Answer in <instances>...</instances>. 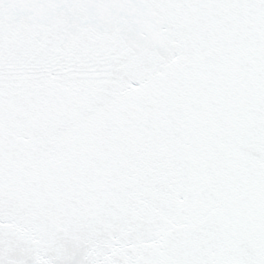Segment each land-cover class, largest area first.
<instances>
[{
    "label": "snow or ice",
    "instance_id": "6c2138e0",
    "mask_svg": "<svg viewBox=\"0 0 264 264\" xmlns=\"http://www.w3.org/2000/svg\"><path fill=\"white\" fill-rule=\"evenodd\" d=\"M0 264H264V0H0Z\"/></svg>",
    "mask_w": 264,
    "mask_h": 264
}]
</instances>
